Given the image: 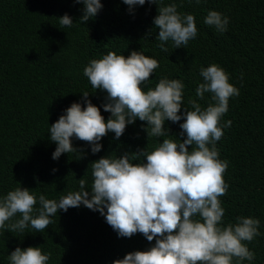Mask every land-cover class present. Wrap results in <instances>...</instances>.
Returning <instances> with one entry per match:
<instances>
[{
    "label": "trees",
    "instance_id": "16d2710c",
    "mask_svg": "<svg viewBox=\"0 0 264 264\" xmlns=\"http://www.w3.org/2000/svg\"><path fill=\"white\" fill-rule=\"evenodd\" d=\"M101 3L94 18L80 22L84 5L74 0H0V196L21 186L37 199L44 194L59 200L78 191L82 177L90 193L91 162L144 147L150 152L163 141L147 138V122L136 118L119 139L112 132L103 137L95 154L90 144L73 137L78 152L52 158L57 145L50 140L49 126L73 102L86 106L82 91L90 92L88 99L100 108L105 121L111 115L103 109L106 92L92 89L83 75L90 60L109 51L128 56L133 50L156 59L159 67L145 91L161 78L179 79L185 85L184 106L190 110L189 99H196L202 108L215 103L211 93L202 100L197 97L196 88L203 82L200 69L217 64L239 89L220 119L224 135L216 142L219 158L228 164L224 180L229 187L219 197L225 209L222 226L235 224L241 216L259 219L260 234L245 242L255 258L240 264H264V0H162L161 6L174 3L182 15L193 14L198 30L186 47L173 48L171 41L166 42L168 51H162L156 39L157 4L146 0L143 6L130 8L123 0ZM210 10L229 18L224 33L204 23ZM65 14L73 25L61 28L58 18ZM227 121L230 127H224ZM182 122L166 120L170 135L164 138L185 139L186 134L180 135ZM143 161L140 157L132 163ZM154 243L140 233L119 236L99 211L80 205L58 210L44 232L5 230L0 234V264H10L8 256L16 247L29 246L51 253L48 264H113Z\"/></svg>",
    "mask_w": 264,
    "mask_h": 264
},
{
    "label": "clouds",
    "instance_id": "9594fccd",
    "mask_svg": "<svg viewBox=\"0 0 264 264\" xmlns=\"http://www.w3.org/2000/svg\"><path fill=\"white\" fill-rule=\"evenodd\" d=\"M74 2L84 5L80 22L94 18L103 6L101 0ZM147 2L158 5L153 23L159 29L156 39L162 51H168V41L173 48H179L196 38L193 14L182 15L174 3L161 6L162 0ZM123 3L131 8L143 6L146 0ZM58 20L61 28L73 25L67 14ZM204 23L224 33L229 18L210 10ZM158 67V60L136 50L128 56L109 51L102 58L90 60L83 75L92 89L106 92L103 109L111 113L110 117L105 121L100 108L88 99L90 92L82 91L86 106L73 102L48 132L57 145L53 159L78 152L73 137L90 144L95 154L102 148L99 141L103 137L112 132L119 139L136 118L147 122V138L163 137V141L150 152L144 147L91 162L90 193L85 190L88 183L84 177L79 179L78 191H70L59 200L47 199L44 194L37 199L21 186L8 191L0 196V234L5 230L24 234L29 228L44 232L53 224L58 210L66 212L84 205L104 215L121 237L140 233L149 242L155 239L149 249L129 252L113 264H233L234 258L240 264L254 260L255 253L245 242L260 234L259 219L241 216L235 224L222 226L225 209L219 199L229 187L224 180L228 164L219 158L216 148V142L224 135L220 119L228 111L230 98L239 96V89L229 82L228 74L219 65L202 67L199 74L203 82L197 86L196 96L202 100L205 93H211L215 103L202 108L196 99H189L190 110L184 106L185 85L179 79L161 78L154 88L145 91L144 86ZM182 119L180 135L186 134V138L178 142L164 138L170 135L165 121L177 123ZM230 126L231 121L224 125ZM140 157L143 162L132 163ZM50 256L40 247H16L8 260L10 264H48Z\"/></svg>",
    "mask_w": 264,
    "mask_h": 264
}]
</instances>
